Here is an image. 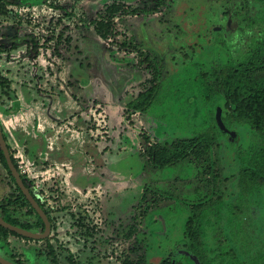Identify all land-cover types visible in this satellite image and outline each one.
<instances>
[{
	"label": "rangeland",
	"instance_id": "rangeland-1",
	"mask_svg": "<svg viewBox=\"0 0 264 264\" xmlns=\"http://www.w3.org/2000/svg\"><path fill=\"white\" fill-rule=\"evenodd\" d=\"M112 2L152 4L11 0L0 15V74L10 82L7 94L0 88V126L20 174L50 215L41 264H51L43 258L46 242L60 264H160L187 249L184 225L192 213L203 221L205 256L213 236L225 238L237 222L255 250L254 237L264 238V182L235 208L241 162L218 121L225 119L243 149L256 150L260 138L235 118L217 76L239 69L249 82L264 78V0H168L155 14H116L107 42L92 20ZM107 48L131 63L112 64ZM136 49L160 63V87L146 113L127 117L126 103L151 78ZM146 135L170 149L202 135L210 147L158 168L145 153ZM16 193L0 162V212L37 221L26 207L12 211L7 202ZM176 264L187 262L178 255Z\"/></svg>",
	"mask_w": 264,
	"mask_h": 264
},
{
	"label": "trees",
	"instance_id": "trees-1",
	"mask_svg": "<svg viewBox=\"0 0 264 264\" xmlns=\"http://www.w3.org/2000/svg\"><path fill=\"white\" fill-rule=\"evenodd\" d=\"M28 1V0H27ZM30 1V0H29ZM46 1V0H45ZM11 3V0H0V15L5 14L7 6ZM168 3V0H152V4L142 5H130L119 2H112L106 5L103 11L97 13L95 19L92 20V25L95 33L104 39L109 41V36L113 31L114 21L113 18L116 14L124 15H151L160 12ZM67 42L70 40L67 39ZM120 46H131V42L119 43ZM5 50L0 48V52ZM138 63L145 64L146 68L149 69L151 78L148 81L149 86L144 90L139 91L136 96L126 103L124 116L130 117L136 112L146 113L150 106L155 101L160 83V71L161 65L155 57L149 53L136 49ZM105 57L111 63L116 65H129L131 60H117L111 55L110 49H106ZM244 71L249 70L248 67L243 69ZM239 73V69H229L227 73L218 75L217 78L221 81L224 89V94L227 97V102L233 106V114L235 118L241 119L248 123L253 130H255L260 138V142L257 145L256 150L250 146L247 149H243L237 142L235 131L231 130L225 122L224 118L218 121V126L222 133L229 138L232 145L235 146V150L240 158V169H239V187L241 189L240 195L235 199V208L240 209L243 202L246 191L254 189L258 182H264V78L260 80L247 81V75ZM237 79L235 81V78ZM0 88L3 93L7 94L10 90L9 79L0 75ZM14 112V109H11ZM1 128V126H0ZM2 130V128H1ZM206 135V134H205ZM4 139L6 141V136ZM148 143V148L145 153L148 160L153 164L154 167L164 168L170 165H174L177 162L184 160L188 157H201L204 151L210 147L209 140L207 137L202 135L191 138L183 139L175 143L170 149L162 146L158 143H154L149 136L144 137ZM8 146V145H7ZM9 147V146H8ZM242 148V149H240ZM11 159L16 169L19 171L17 163L13 156ZM0 162L6 169L9 177L14 183L17 191V195L14 196L13 202L8 201L7 204L11 206H27L25 214L35 213L33 208L30 206L28 200L22 194L21 190L17 187L14 178L12 177L8 168L6 159L2 150L0 149ZM25 186L29 188L24 180V175L20 174ZM30 190V188H29ZM35 200L43 208L39 199L30 190ZM201 205H193V210L196 211ZM44 209V208H43ZM12 211H15L13 208ZM48 218L50 217L48 212L44 209ZM1 218L13 225L20 226L26 230H33L32 224L29 222H21L18 218L12 216L7 209L4 207L1 211ZM50 221V218H49ZM203 221L198 217L196 213L188 216L184 225V236L188 240V247L186 250L178 249L170 259H164L160 264H176V258L178 255H182L186 260L187 264H264V238L261 236L254 237L255 250H249L247 247L248 238L244 236V231L240 227L241 222H237L234 228L229 231L228 236L225 238L213 236L215 240V247L209 250L208 255H204L203 244L201 237L204 234ZM40 226L43 229L44 225L42 220L38 217V222L34 224ZM13 234L25 239L27 237L21 236L18 233L12 232L0 225V239L5 240L7 235ZM246 237V238H244ZM47 255L50 257L51 264H60L56 255V252L52 245H48ZM72 257H69L71 263H73ZM16 264H21L18 260L14 261ZM75 264H80L76 262ZM123 264H141L138 262H132L129 259H124Z\"/></svg>",
	"mask_w": 264,
	"mask_h": 264
},
{
	"label": "water",
	"instance_id": "water-1",
	"mask_svg": "<svg viewBox=\"0 0 264 264\" xmlns=\"http://www.w3.org/2000/svg\"><path fill=\"white\" fill-rule=\"evenodd\" d=\"M0 149L2 150V152L4 154L8 168L10 170L12 177L15 180L17 187L21 190L22 194L28 200L31 207L36 211V213L42 219V221L44 223V230H43V232H33L30 230H26V229H23L21 227L15 226L11 223H8L7 221L3 220L1 218V216H0V225L4 228L10 230V231L18 233V234H20L24 237H27V238L45 239L49 235L50 229H51L48 217H47L45 211L36 202L33 195L30 193L29 189L25 186L19 171L16 169L15 165L13 164L12 159H11V155H10L9 149L7 147V143L4 139L3 132L1 130V128H0ZM0 264H16V263L9 261L8 259H6L0 255Z\"/></svg>",
	"mask_w": 264,
	"mask_h": 264
},
{
	"label": "crops",
	"instance_id": "crops-1",
	"mask_svg": "<svg viewBox=\"0 0 264 264\" xmlns=\"http://www.w3.org/2000/svg\"><path fill=\"white\" fill-rule=\"evenodd\" d=\"M0 255H12L23 259L25 264H41V241H29L9 234L5 240L0 239ZM43 258L47 260L45 255Z\"/></svg>",
	"mask_w": 264,
	"mask_h": 264
},
{
	"label": "flooded vegetation",
	"instance_id": "flooded-vegetation-1",
	"mask_svg": "<svg viewBox=\"0 0 264 264\" xmlns=\"http://www.w3.org/2000/svg\"><path fill=\"white\" fill-rule=\"evenodd\" d=\"M101 38V37H100ZM102 39V38H101ZM104 40V39H103ZM2 53V52H1ZM106 58V57H105ZM107 59V58H106ZM113 64V63H112ZM1 75V74H0ZM3 76V75H2ZM5 77V76H4ZM7 78V77H6ZM2 132H3V130H2ZM3 135H4V133H3ZM6 143H7V140H6ZM7 145H8V143H7ZM9 146V145H8ZM7 146V147H8ZM8 149H9V152H10V155H12V152L10 151V147H8ZM13 156V155H12ZM14 158V157H13ZM20 173V172H19ZM24 180H25V176H24ZM25 184V183H24ZM27 184V183H26ZM29 189V188H28ZM30 191V190H29ZM16 195H17V193H16ZM35 199V198H34ZM37 202V201H36ZM38 203V202H37ZM39 204V203H38ZM31 206V205H30ZM40 206V205H39ZM21 207H26V210L28 209L27 208V206H21ZM41 207V206H40ZM13 208H15L14 206H13ZM42 208V207H41ZM43 209V208H42ZM13 210V209H12ZM26 210H25V212H26ZM34 210V209H33ZM44 210V209H43ZM1 211H2V209H1ZM35 211V210H34ZM14 212V211H13ZM0 215H1V212H0ZM30 217H32V216H36L37 217V221H31L32 219L30 218L29 220H27V219H22V218H19V217H17L16 215H14V214H12V216H14V217H16V218H18V220L19 221H21V222H23V223H25V222H29L30 224H32V227H33V230H30V231H33V232H43V230H44V227H43V229H41V227L40 226H35L34 224H36L37 222H38V217H39V215L36 213V211H35V213H32V214H28ZM47 215V214H46ZM50 216V215H49ZM48 217V216H47ZM40 218V217H39ZM50 218V217H49ZM49 218H48V220H49ZM41 219V218H40ZM42 220V219H41ZM43 222V221H42ZM9 223V222H8ZM49 223H50V226H51V219H50V221H49ZM43 225H44V223H43ZM15 226H17V225H15ZM18 227H20V226H18ZM22 228V227H21ZM24 229V228H23ZM13 232V231H12ZM50 232H51V229H50ZM10 235H13V234H10ZM20 235V234H19ZM49 235H50V233H49ZM48 235V236H49ZM14 236H16V235H14ZM22 236V235H21ZM47 236V237H48ZM16 237H19V236H16ZM45 238V239H31V238H29V239H25V238H22V237H19V238H22V239H25V240H29V241H42V240H48V238ZM50 243H48V242H46V246L48 247V245H49ZM51 245V244H50ZM54 248V247H53ZM45 255V254H44ZM2 256V255H1ZM46 258L48 257L49 259H50V257L47 255V252H46ZM173 256H174V254H173ZM2 257H4V258H6V259H8L9 261H12V262H14V261H19L21 264H25V261L23 260V259H16L14 256H9V257H5V256H2ZM177 259V258H176ZM48 262V261H47ZM15 263V262H14Z\"/></svg>",
	"mask_w": 264,
	"mask_h": 264
}]
</instances>
